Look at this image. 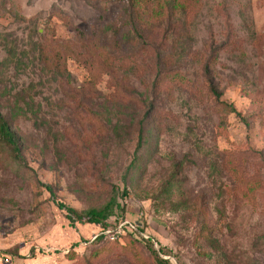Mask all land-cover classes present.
I'll return each instance as SVG.
<instances>
[{
  "label": "rangeland",
  "instance_id": "obj_1",
  "mask_svg": "<svg viewBox=\"0 0 264 264\" xmlns=\"http://www.w3.org/2000/svg\"><path fill=\"white\" fill-rule=\"evenodd\" d=\"M136 1L147 35L116 87L64 49L93 42L117 0H0V117L18 146L0 136V264H156L128 242L136 225L170 264H264V0H196L183 23ZM170 27L183 57L159 47L162 61ZM112 198L106 228L58 206Z\"/></svg>",
  "mask_w": 264,
  "mask_h": 264
},
{
  "label": "trees",
  "instance_id": "obj_2",
  "mask_svg": "<svg viewBox=\"0 0 264 264\" xmlns=\"http://www.w3.org/2000/svg\"><path fill=\"white\" fill-rule=\"evenodd\" d=\"M152 2L153 0H146ZM166 2L167 8L169 9V17H172V20L175 18L179 20V22L183 23L181 19V14L185 12V15L188 16L191 10L196 8V0H164ZM119 5V10L116 15L113 17V20L107 22L106 25L100 26L93 32L96 36L93 38V42L90 40L92 36L86 41L81 42L80 44H68L64 49V54L72 53L74 57H77L79 60L83 61V63L93 65V63L98 62V64H103V66L107 67L111 73H118V80L114 82V84L120 87L130 86V78L133 74V66L138 63V56L133 52V48H135L139 44L138 38H143L145 31L143 24L139 22V19L142 18L143 11H140V7L137 4L136 0H117ZM149 2V3H150ZM178 7L175 11V8ZM175 7V8H174ZM180 11V14L177 12ZM186 19V17H185ZM180 28V27H179ZM170 30L171 33L169 35L163 34V37L159 43V46L156 47V55L162 60L163 55L159 52V47L163 48V51L173 50V53L176 51V55L180 58L183 57L180 51V42H181V31L176 27L164 28L163 32L166 30ZM146 30L148 28L146 27ZM142 31V32H141ZM80 32V31H79ZM82 32L79 33L82 36ZM111 38V42L115 43L111 50L108 49L107 40ZM168 41V42H167ZM68 43V42H67ZM136 50V49H135ZM172 53V54H173ZM62 50L56 49L52 56L50 57L51 67L56 69V71H61L62 63L66 62V57L64 56ZM172 54H169V57H172ZM167 56V55H166ZM166 56L164 59L166 60ZM164 60V61H165ZM163 61V60H162ZM159 61V62H162ZM61 63V64H60ZM163 62L162 64H164ZM59 65L61 67H59ZM65 66V64L63 65ZM96 67V66H95ZM97 69V67H96ZM159 69V67H158ZM55 71V72H56ZM160 71V69H159ZM102 72H105L102 69ZM62 73V72H58ZM129 81V82H128ZM157 79H155V83L153 82V86H156ZM124 85V86H123ZM213 92L217 95L218 99L220 98V92H217L214 88H212ZM128 98L131 94H125ZM130 99V98H129ZM220 100V99H219ZM220 104H225L224 101H220ZM230 108L234 110L233 105L230 104ZM147 111L145 114L148 117ZM156 126V123H154ZM0 136L3 140L8 142V144L12 145L15 150H18L17 142H16V134L11 131L9 125L6 120L0 117ZM0 138V139H1ZM140 138H143V132L140 134ZM141 139L139 140L138 145L141 144ZM47 189L51 190L50 186L45 185ZM125 193V192H123ZM114 203L115 200L112 198L108 203H106L100 209L91 208L84 212L77 210L76 208L66 206L63 203H58V206L64 208L68 211L67 217L74 221L81 222H89L93 224H99L103 228L108 226L107 219L110 215L114 214ZM129 236L131 237L128 242H143L152 247V254H154V259L156 264H170L167 258L161 256V253H165L164 247L153 248L151 237L144 238L140 236L138 233L143 231L139 225L134 226L133 228H128ZM134 236V237H132ZM104 237L103 233L96 236L97 240H101ZM75 255V251L71 250L67 256L68 258H73Z\"/></svg>",
  "mask_w": 264,
  "mask_h": 264
}]
</instances>
